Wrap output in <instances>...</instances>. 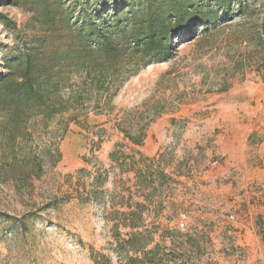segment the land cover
Masks as SVG:
<instances>
[{
    "label": "rangeland",
    "instance_id": "obj_1",
    "mask_svg": "<svg viewBox=\"0 0 264 264\" xmlns=\"http://www.w3.org/2000/svg\"><path fill=\"white\" fill-rule=\"evenodd\" d=\"M39 1L0 0L24 33L0 24V75L3 45L48 29ZM246 3L241 13L232 0L215 27L179 31L164 61L65 133L57 118L46 128L30 121L27 145L42 169L20 164L0 178V264H122L117 239L131 210L167 248L164 227L192 235L177 239L169 264H264V0Z\"/></svg>",
    "mask_w": 264,
    "mask_h": 264
},
{
    "label": "trees",
    "instance_id": "obj_2",
    "mask_svg": "<svg viewBox=\"0 0 264 264\" xmlns=\"http://www.w3.org/2000/svg\"><path fill=\"white\" fill-rule=\"evenodd\" d=\"M46 1L37 5L46 32L34 35L32 42L3 45L7 72L0 75V178L13 175L20 164L42 169L27 145L32 119L39 118L46 128L57 118V130L65 133L70 122L96 111L102 96L115 94L141 68L164 61L179 31L192 32L197 22L215 27L234 13L232 0ZM137 1L142 3L135 6ZM247 7L246 0H238V11L245 13ZM0 24L17 37L24 34L16 21L1 13ZM127 136L135 144L143 142ZM128 215V233L117 239L122 264H169L177 239L191 241V234L164 227L161 239L172 243L167 248L153 233L139 229L137 210Z\"/></svg>",
    "mask_w": 264,
    "mask_h": 264
},
{
    "label": "built area",
    "instance_id": "obj_3",
    "mask_svg": "<svg viewBox=\"0 0 264 264\" xmlns=\"http://www.w3.org/2000/svg\"><path fill=\"white\" fill-rule=\"evenodd\" d=\"M186 225H187L186 216L183 215V216L181 217L180 221H179V227H180L181 229H184V228H186Z\"/></svg>",
    "mask_w": 264,
    "mask_h": 264
}]
</instances>
